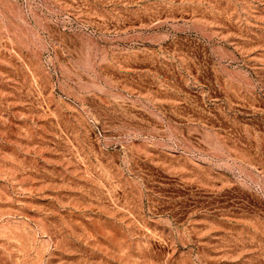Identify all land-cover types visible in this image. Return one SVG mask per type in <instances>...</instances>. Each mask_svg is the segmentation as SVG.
<instances>
[{
    "label": "rangeland",
    "instance_id": "rangeland-1",
    "mask_svg": "<svg viewBox=\"0 0 264 264\" xmlns=\"http://www.w3.org/2000/svg\"><path fill=\"white\" fill-rule=\"evenodd\" d=\"M0 264H264V0H0Z\"/></svg>",
    "mask_w": 264,
    "mask_h": 264
}]
</instances>
